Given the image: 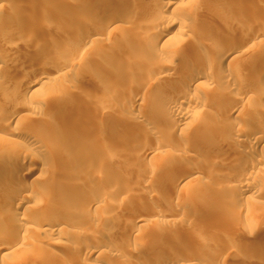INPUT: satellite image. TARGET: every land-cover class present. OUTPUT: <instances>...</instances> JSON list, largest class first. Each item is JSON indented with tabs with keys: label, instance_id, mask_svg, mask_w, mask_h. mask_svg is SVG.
I'll use <instances>...</instances> for the list:
<instances>
[{
	"label": "bare ground",
	"instance_id": "1",
	"mask_svg": "<svg viewBox=\"0 0 264 264\" xmlns=\"http://www.w3.org/2000/svg\"><path fill=\"white\" fill-rule=\"evenodd\" d=\"M82 1L92 8L89 12L92 21L72 24L79 33L75 37L74 44L71 45L72 54L76 57L84 55L92 57L103 70L109 68L105 60L125 63L145 61L154 72L141 82L143 84L162 83L166 86V93H159L153 100L152 106L142 110L143 112L139 111L134 116L130 115L140 124L149 122L151 125L149 134L157 139V143H154L156 145L144 142L139 144L144 150V155L157 158L158 162H161V159L180 158L178 165L165 166V170L170 174L169 180L164 183L167 186L166 197L162 200L166 204L178 194L177 191L182 192L183 199L186 200L189 199L192 191L197 190L194 184L197 178L194 174L197 167L194 162L211 155L204 150L206 149L203 148L204 146L220 145L219 134L230 136L231 139L229 138V142L224 145L232 151H239L242 158L249 159V167L241 173L242 177L247 175L246 172L256 170L264 164V153L255 156L252 154L254 148L264 147V87L249 85L244 79L250 72H257L259 76L264 75V50L260 53H249L246 48L240 49L241 44L233 41L234 38H243L251 45L258 46L264 38V28L253 25L250 18H241L237 24L220 23L223 17L228 16L229 6L237 5L238 0H186L184 5L174 0ZM112 2L121 8V11H108L109 8L106 5ZM72 3V0L64 3L69 13L72 12ZM14 5L12 0H0V18L5 15L6 19L5 23L0 21V142L3 144L0 148V237L5 241L8 240L5 245L0 246V256L22 251L27 245H31L30 243L35 245L36 239L40 238V232L65 236L68 243L71 242L67 249L75 253L80 246L74 241L85 231V227H88L84 225L85 222H79L78 218L95 217L93 212L96 215L100 204L79 201L69 193L70 187L77 186L73 184V179L83 174V170L61 167L57 163L59 159L72 167L74 162H71L69 153L77 150L81 135L74 132L64 134L65 131L62 130L59 132L61 135L49 138L46 129L42 125L39 127L37 125V119H40L43 113V108L40 107L44 98L42 95L54 92L56 95L54 104L59 105L69 98V95L61 93L65 88L56 91L53 88L54 85L43 88L42 83H45L44 78H46L44 75L32 78L26 72H12L13 68L28 67L30 65L28 56L33 51L31 21L23 25L19 23L16 18L22 13L16 7L18 5ZM208 7L217 14L216 19L204 13ZM249 7L251 10L258 9L264 14V6L254 3ZM163 11L171 13L168 16ZM156 20L159 21L156 30L147 27ZM200 21L205 24H199ZM215 23L222 24L220 27L222 32L219 37L212 38L208 34L207 26L215 25ZM115 30L122 33L121 37L113 43L112 50L109 46ZM132 34L136 36L132 37ZM188 45L194 46L196 54H184ZM49 51L52 52V49ZM69 66L61 68L62 71L59 74L64 76ZM124 82L135 85L133 92H129L124 97V102L118 105L121 110L123 109L122 111H129L131 107L140 106L142 99L140 88L143 84L140 86L135 84V79L130 76ZM217 84L220 89L214 90L212 85ZM193 88L201 92H196ZM102 100L101 97L94 106L95 116L100 117L109 109V106L102 104ZM81 101L79 107L78 105L68 106V112L72 110L77 113L82 110L81 108H85V98L83 97ZM216 104H219L221 108L212 119L195 115L196 110L203 111ZM159 107L164 114L159 115L157 118L161 121L156 122L149 115L159 110ZM232 113L234 117L248 115L247 124H240L238 120L231 119L229 115ZM119 115L114 116L113 120L129 121L128 115ZM31 128H36L38 132H33ZM233 138L244 141L248 138L252 139L249 149H237V146L231 144ZM23 141L37 152L24 153L16 150L15 147ZM175 142H178V145H170ZM6 144L11 146L12 151L5 150ZM98 148L102 151L100 147ZM119 160L117 155L106 154L104 163L92 165L91 170L95 175L93 181L98 182V179L107 178L108 183L115 186L119 184L121 182L119 177L113 174L108 175L111 171L107 167V164ZM152 169L151 165H146L142 174L149 173ZM44 181L53 182L56 186L47 185ZM261 181L260 179L250 180L245 185L237 187L235 194L230 195L232 200L245 199L249 193L258 192L257 188L261 186ZM87 185L84 187L90 190L91 186ZM117 190L120 193L126 191L123 195L130 196L126 189L122 190V187ZM30 200L32 204L29 203ZM118 205L117 201L114 205L112 203L114 209ZM140 206L138 203L133 208L138 209ZM25 209H29V214H20L19 211ZM113 213L101 217L109 220ZM153 215H155L153 222L156 223H165L175 218L172 213H161L158 210ZM178 215L182 213L178 212ZM36 221L40 222V230L33 227ZM146 221L144 215H138L128 223V231L137 235L138 228L133 222ZM251 228L247 229V233L251 234ZM110 231L108 226L99 235L84 237L87 242L81 251L83 260L87 261L92 257L93 260L108 263L110 256L117 259L120 255L119 247L117 249L116 245H111L105 237V234ZM193 241L196 243L195 239ZM185 242L187 243L186 240ZM64 243L67 245L66 242ZM189 243L187 246L190 245ZM251 244L245 247L246 252L249 250L251 252L252 248L256 249L255 246L264 251V240ZM173 247H167L163 253L158 252L149 256L151 258L149 260L134 257L135 259H127L126 263H123L194 264L193 258L199 259L195 257L197 255L191 258L189 251L182 252L181 249L176 250ZM232 247L233 245L228 244L225 252L231 251ZM220 256L221 254L215 255V260L208 261V264L221 263Z\"/></svg>",
	"mask_w": 264,
	"mask_h": 264
},
{
	"label": "rangeland",
	"instance_id": "2",
	"mask_svg": "<svg viewBox=\"0 0 264 264\" xmlns=\"http://www.w3.org/2000/svg\"><path fill=\"white\" fill-rule=\"evenodd\" d=\"M12 1L13 5L14 3L18 5L14 6L18 7V10L22 13L21 16L16 18L17 21L22 25L31 21V30H33L31 34L33 51L28 56L30 65L25 68L26 70L16 66L17 69L13 68L12 72H26L32 78L33 76L44 75L46 78H44L45 83H42L43 88L44 86L53 87V85L55 91L65 88L61 93L69 95V98L71 96L70 99L68 98L57 105L54 104L56 96L54 92L42 95L44 98L40 107L43 108V113L40 119H37V125L38 127L42 125L46 129L49 138H56V136L61 135L59 132L62 130L65 131L64 134L74 132L81 135L77 150L69 153L71 162H74L72 167L59 159L57 163L61 167L69 169H82L83 174L73 179V184L77 186L70 187L68 192L79 201L99 203L100 205L97 208L96 215L93 212L95 217L99 215L98 218L92 215V218L89 215L90 218H78L79 222H85L84 225H88L87 228L85 227V231L74 241L80 246L78 252L72 253L67 249L71 242L69 244L65 236L40 232V238L36 239L35 245L30 243L31 245H27L22 251L0 256V264H117L123 263L127 259H135L134 257L149 260L151 259L149 256L158 252L163 253L167 247H173V245H175L173 248H176V250L181 249L182 252L186 251L187 253L189 251L191 258H193V255H197L195 257L199 259L193 258L194 264H208V261L215 260V255L220 254L221 263L219 264H264V251L257 248L258 246H255L256 249L252 248L251 252L245 250V247L251 243L264 240V234H262L264 229V164L256 170L254 169V172H246L247 175L242 177L241 173L249 167V159L242 158L239 151H232L231 148L226 147L224 144H227L231 137L219 134L218 143L220 145L217 147L204 146L203 148H206L204 150L210 152L211 155L199 158L194 162L197 167L194 173L197 177L194 181L197 190L192 191L189 199L186 200L183 199L182 192L177 191L178 194L166 204L162 198L166 197L165 189L167 186L164 183L169 180L170 174L165 170V166L178 165L180 158L161 159V162H158L157 158L144 155V150L141 149L139 144L144 142L156 145L154 143H157V139L149 134L151 129L149 122L140 124L131 117L152 106L153 100L159 93H166L165 84H143L141 82L154 72L145 61L125 63L105 60L104 62L109 68L103 70L99 64L94 62L92 57H86L85 55L76 57L72 54L71 45L74 44L75 37L79 35L72 24L90 23L92 21V18L89 17L92 8L82 0H72L71 13L67 12L64 4L67 0ZM159 1L161 2V0ZM174 1H178L180 5H184L186 2V0ZM254 3L258 6H264V0H238L237 5L229 6L228 16L223 17L220 23L237 24L241 18H250L254 23L253 25L256 24L255 26L264 28V14L259 12L258 9L251 10L249 7ZM106 7L109 8L108 11L110 12L121 11V8L113 2L107 4ZM163 13L169 16L171 12L163 11ZM204 13L212 19L218 17L211 9L209 10V7ZM4 16L2 15L0 18L2 23L6 22ZM158 22L157 20L151 22L147 27L156 30ZM200 23L205 24L202 21ZM220 23L207 26L209 36L212 38L219 37L222 32L220 28L222 24ZM121 33L119 30L113 31V40L109 49L113 50V43L121 37ZM131 36L135 37L136 35L132 34ZM197 41L200 40L197 39ZM233 41L241 44L240 49L246 48L249 53H260L264 50V38L258 46L251 45L243 38H234ZM51 49L52 52L49 51ZM184 54H196L194 46L188 45L184 50ZM151 61L156 60L151 59ZM66 66H69L68 72L64 76L59 74L62 71L61 68ZM58 74L59 76L52 79ZM128 76L135 79V84L139 86L143 84L140 88L142 99L140 100V106L131 107L129 111H122L123 109L121 110L118 105L124 102V97L129 92H133L135 86L124 82ZM244 79L247 80L245 83L249 85L264 87V75L259 76L257 72L246 74ZM253 81L255 83H251ZM212 88L214 90L220 89L218 84L212 85ZM193 89L196 92H201L199 89ZM83 97L85 98V108H81L83 111L80 110V112L74 113L70 110L68 112V106H81L80 103H82ZM101 97L103 99L102 104L109 106V109L98 117L93 112L94 106ZM220 108L221 106L216 104L203 111L196 110L195 115L212 119ZM234 113L229 115L231 119L238 120L240 124H247L248 115L234 117ZM119 114L128 115L129 121H114V116ZM162 114L164 113L159 107V110L150 114L149 117L153 121L159 122L161 120L157 117ZM31 130L38 132L36 128H31ZM251 141L250 138L245 141L233 138L231 144L237 146L239 150H246L249 149ZM2 145L0 142V148ZM170 145H178V142L170 143ZM98 147L102 151H99ZM15 149L24 153L37 152L36 149L24 141ZM5 150L12 151V148L6 144ZM263 153L264 147L262 149L256 147L252 152L253 156ZM106 154L117 155L120 158L117 162L107 164L108 170L112 172L108 175H116L121 180L116 186L108 183L107 178L98 179V182L93 181L95 175L91 167L94 164L104 163ZM146 165L153 167L151 172L146 173L147 175L142 174ZM258 179L263 181H261L259 189L257 188L258 192L249 193L245 199L232 200L230 195L235 194V189L245 185L250 180L256 181ZM44 182L52 187L56 186L53 182ZM84 185L91 186V189L86 190ZM121 187L123 191L126 189L130 196L123 195L126 191L120 193L117 190ZM179 195L181 196L178 198ZM116 201L119 205L114 209L112 203L114 205ZM29 203L32 204V201L30 200ZM138 203L141 205V209L144 207L142 210L133 208ZM147 207L151 209H149L150 212L154 211L150 214L149 210L146 209ZM157 210L161 213H172L175 218L167 221L168 223L153 222L155 217L153 213L155 214ZM19 212L23 215L29 214V209L20 210ZM112 212H114L113 216L109 220H104L101 217L109 213L112 214ZM178 212L182 215H178ZM141 214L144 215L147 221L144 223L133 222L138 228V234L134 235L133 232L128 231L127 225L133 218ZM100 217L101 219H99ZM39 225L40 222L36 221L33 227L40 230ZM108 226L111 231L105 234V237L111 245H116L117 249L119 247L118 254L120 255L117 259L110 256L108 263L102 260H93L92 257L90 260H83L81 251L87 242L84 237L93 234L99 235ZM249 227H252L251 234L247 233ZM194 239L196 243L193 241ZM7 241L0 237V246L5 245ZM188 243L190 245L187 246ZM228 244L233 245L232 250H226L225 252Z\"/></svg>",
	"mask_w": 264,
	"mask_h": 264
}]
</instances>
